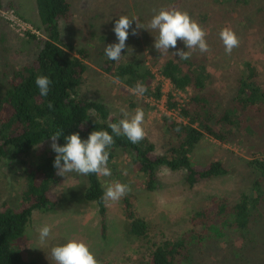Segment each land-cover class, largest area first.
Wrapping results in <instances>:
<instances>
[{
	"label": "rangeland",
	"instance_id": "374dc122",
	"mask_svg": "<svg viewBox=\"0 0 264 264\" xmlns=\"http://www.w3.org/2000/svg\"><path fill=\"white\" fill-rule=\"evenodd\" d=\"M0 9V97L8 86L7 71L34 63L37 51L35 43L28 42V32L46 38L45 27L41 23L36 0H2ZM74 17L71 23L60 20L62 38L65 43L75 46L74 54L83 50L88 70L80 88L82 95L103 101L110 109L111 119L116 122L123 118L121 109L130 114L142 108L145 113L144 130L156 144L153 152L160 155L168 148L167 132L164 127L166 117L183 120L178 109L169 107L172 101L179 106L190 102L193 90H176L169 79L158 72L160 64L168 59L182 60L173 55L176 49L161 55L154 47L156 31L138 29L133 36L131 29L126 41V49L116 64L139 59L151 67L154 77L152 86H162L163 95L137 97L132 87L121 81L114 82V76L106 72L103 65L109 60L104 47L118 43L113 31L115 21L120 15L136 17L140 24L148 25L152 16L161 9H179L187 12L192 19L207 32L206 41L210 51L187 50L183 41H177V48L192 51L190 60L196 66L204 65L212 77L207 90L216 92L222 99L223 107L231 104L242 75L244 63L251 62L261 72L264 85V0H71ZM13 5V6H12ZM231 28L239 38V46L226 54L220 38V30ZM77 50V51H76ZM83 56V55H81ZM156 63V64H155ZM172 96V98H171ZM171 100V101H170ZM264 108V107H262ZM255 109V108H254ZM96 117V115H94ZM256 119L264 120V109ZM58 143V142H57ZM51 139L44 141L25 156L27 163L10 167L0 166V211L7 207L19 208L23 205L22 191L27 184L25 169L42 155L56 154L52 151ZM256 148L255 143L239 144L237 141L222 143L205 135L193 151V161L199 169L209 166L213 161L226 163L229 173L211 179H203L194 186L185 180L184 169L171 170L162 166L158 171L155 189H150L148 176L132 162L129 152L118 150L117 157L108 165L112 175L101 176L104 188L114 181L127 184L130 191L118 201H107V237L102 236V218L95 202L83 199V189L87 185L85 175L75 172L64 176L63 182L50 197L56 201L51 211L36 210L26 230L27 240L24 254L28 260L40 264H55L50 256V248L62 245L69 239L85 242L98 261L105 264H151L156 246L166 239L176 240L192 228L202 231L201 221L192 217L197 211L211 205L215 197H227L231 203L239 202L243 193L253 191L254 172L248 165L253 156L264 159V150ZM252 150H256L250 154ZM126 198L133 204L138 217L149 225L148 237L140 238L131 232V220L126 214ZM258 214L259 211L255 210ZM264 213V211H262ZM264 221V219H263ZM51 226V237L46 245H40V228ZM234 239L241 244V237ZM217 246L209 247L198 243L192 247L195 264H224L232 249L221 238ZM226 241V240H225ZM227 242V241H226ZM228 243V242H227ZM211 244H213L211 242ZM264 244L256 246L254 262H264ZM228 264V262H225ZM187 264H193L188 261Z\"/></svg>",
	"mask_w": 264,
	"mask_h": 264
},
{
	"label": "trees",
	"instance_id": "16d2710c",
	"mask_svg": "<svg viewBox=\"0 0 264 264\" xmlns=\"http://www.w3.org/2000/svg\"><path fill=\"white\" fill-rule=\"evenodd\" d=\"M36 2L46 38L28 32L27 41L39 48L35 62L7 71L8 86L0 97V166L26 164L25 156L50 139V135L56 131L63 130L57 140L63 146L65 137L72 133L78 132L82 139H87L95 130H106L111 134L108 125L116 122L115 118L111 119L110 109L103 101L90 99L80 92L88 63L83 50H78V55L74 54L75 46L64 42L60 28V20L69 23L73 20L71 0ZM2 5L0 0V9ZM158 66L157 73L169 79L176 90L187 91L191 88L194 91L187 105L179 106L170 100L169 107L178 109L183 120L172 116L165 118L168 148L160 155L153 153L156 144L148 137L133 144L123 135L114 136L115 143L109 149L108 165L114 161L120 149L129 152L132 162L148 176L150 189L156 188L158 171L162 166L174 171L184 169L186 182L194 186L203 179L230 172L221 160L213 161L202 169L196 166L192 154L205 135L222 143L252 142L256 148L264 150V120L256 119L264 109V85L257 66L251 62L244 63L236 93L226 107H223L219 94L207 90L212 77L204 65L196 66L190 59H168ZM103 68L126 86L134 88L137 83L144 84L147 87L144 96L160 98L163 95L161 85L152 86L150 78L154 74L142 60L120 62L119 65L116 61L107 60ZM39 75H46L52 80L48 96H41L35 84V78ZM49 102L53 105L51 108ZM253 151L256 150L249 153L253 154ZM55 156L46 154L33 161L25 169L27 184L21 196L23 205L0 211V264H40L37 260L26 259L25 246L21 242L27 240L26 230L34 212L51 211L57 204L50 193L62 184L63 178L56 174L53 167ZM248 165L255 173L252 193H243L240 201L234 204L227 197H215L211 205L197 211L192 217L194 222L197 219L201 221L203 230L192 228L176 240L162 241L152 253L151 264H187L188 261L195 264L192 247L198 243L208 246V241L209 247L217 246L221 238H227L228 243L223 241L232 249L230 254L233 256L227 257L226 261L221 258L222 263L264 264L254 262L253 255L256 246L264 244V159L253 156L248 160ZM85 177L87 185L82 192L83 199L97 203L105 239L108 209L107 201L102 199L105 188L101 176L88 174ZM125 202L131 232L140 238L148 237V223L137 216L129 198ZM238 237H241L239 246L232 240H238Z\"/></svg>",
	"mask_w": 264,
	"mask_h": 264
},
{
	"label": "clouds",
	"instance_id": "9594fccd",
	"mask_svg": "<svg viewBox=\"0 0 264 264\" xmlns=\"http://www.w3.org/2000/svg\"><path fill=\"white\" fill-rule=\"evenodd\" d=\"M133 21L136 24V27L131 29L133 36L138 35V29L152 30L158 33L155 36L154 47L161 55L168 54L169 49L172 48L176 49L173 55L178 56L179 59H190L192 51L178 49V40L183 41L187 50L198 49L202 54L210 51V46L206 41V30L192 19L187 12L172 8L161 9L154 14L147 26L140 24L136 17L130 18L127 15H120L116 19L113 28L118 43L104 47L105 55L109 60H120L122 51L126 49L129 29ZM219 35L226 54L230 55L233 49L239 46V38L229 27L222 28ZM114 82L119 83V78H114ZM35 84L41 96H48L52 84V80L48 76H37ZM131 92L137 97H143L147 92V87L142 83H137L131 89ZM52 106V103L49 102V108ZM120 111L123 118L108 125L111 134L106 130H95L89 134L87 139H82L78 132L72 133L65 137L66 143L63 146L57 143L58 138L63 134V130L50 135V147L56 153L53 167L58 176L65 177L66 174L72 172L80 175L96 174L104 177L112 175L108 167V161L109 149L115 143L114 136L123 135L131 143L137 144L146 135L143 127L145 113L142 108L135 109L134 113L131 114L125 109ZM129 191L130 187L127 184L114 181L105 186L102 199L105 201H118ZM51 234V226L48 224L43 225L38 233L40 245H46ZM50 256L55 264H100L89 246L85 242L75 239H69L62 245L52 246Z\"/></svg>",
	"mask_w": 264,
	"mask_h": 264
},
{
	"label": "built area",
	"instance_id": "2783aa9c",
	"mask_svg": "<svg viewBox=\"0 0 264 264\" xmlns=\"http://www.w3.org/2000/svg\"><path fill=\"white\" fill-rule=\"evenodd\" d=\"M162 77V76H161Z\"/></svg>",
	"mask_w": 264,
	"mask_h": 264
}]
</instances>
